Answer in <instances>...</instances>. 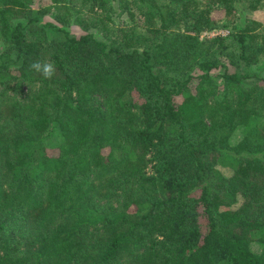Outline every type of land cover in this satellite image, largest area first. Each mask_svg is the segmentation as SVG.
<instances>
[{"label":"trees","instance_id":"1","mask_svg":"<svg viewBox=\"0 0 264 264\" xmlns=\"http://www.w3.org/2000/svg\"><path fill=\"white\" fill-rule=\"evenodd\" d=\"M117 3L138 9L143 32L97 38ZM240 4L264 9L0 0V264H264V86L219 57L255 64L264 23L239 14V28L200 38ZM36 60L54 63L51 80L30 70ZM20 87L22 100L8 95Z\"/></svg>","mask_w":264,"mask_h":264},{"label":"rangeland","instance_id":"2","mask_svg":"<svg viewBox=\"0 0 264 264\" xmlns=\"http://www.w3.org/2000/svg\"><path fill=\"white\" fill-rule=\"evenodd\" d=\"M132 1V0H129ZM43 4H47V2H42ZM115 12L114 15L112 17V22L110 24L111 27V32L107 34L106 37H103L101 34H98L94 29L90 30V32L94 33L95 36L99 39L102 40H112V38L116 35V29L119 27H127L130 29H135L137 31V33H142L144 28H143V21L142 18L138 12V9H136L135 7H133V5H128L127 9H123V5L122 8L121 6L118 5V3L115 5ZM236 10V14L234 15L231 23H228L227 25L223 26V27H219L221 29V31H227L225 29H230V30H234L235 28H239L242 24H243V20H241L239 18V14H242V19H249V20H254L260 23H264V9H260L257 11H248L246 10L241 4L237 6ZM54 11L46 14L44 16V20L42 22H51L53 21V17H54ZM213 17L216 20H223V12L220 11H215L213 13ZM222 26V25H220ZM69 30L72 34H74L75 36H79L80 34H82L83 32L81 31L80 27L77 26L76 24H71L69 27ZM218 31V32H221ZM218 32H211V33H207L204 32L201 34L200 38H213L215 36L216 33ZM226 42L230 43L231 42V46L230 49H228V52H234L237 53V49L236 46L234 44V42L231 41V38L226 37ZM233 43V44H232ZM3 51L2 46H0V53ZM219 57L221 58V61L226 64L227 66V71L229 73H233V72H240L241 74L247 73L252 77H257V79H259V83L261 85L264 86V57H259L258 61L255 62V64H253L252 66L249 67H244V65L242 63L239 64H231L229 59H227V57L225 55H219ZM224 69L223 68H219L218 70H214L213 72H211V75L215 78V80L219 83L221 82V75L224 73ZM27 94V91L24 87H20V88H14L13 90L8 91V95L12 98H15L16 100H22L25 95ZM240 138V133L236 132L232 138L233 142H236L238 139ZM58 138H57V132H51L45 139V144L49 145V146H53L57 143ZM217 169L224 175V176H229L231 174V170L229 168H223L221 166H217ZM113 203H115V201H113ZM242 203L241 198H238L236 204L233 206V208H238ZM101 205L105 204V201L100 203ZM252 250L254 252H259V247L257 244H252ZM120 264H124L123 262H121Z\"/></svg>","mask_w":264,"mask_h":264},{"label":"clouds","instance_id":"3","mask_svg":"<svg viewBox=\"0 0 264 264\" xmlns=\"http://www.w3.org/2000/svg\"><path fill=\"white\" fill-rule=\"evenodd\" d=\"M29 68L47 80H51L56 72L55 65L51 61L36 60L29 65Z\"/></svg>","mask_w":264,"mask_h":264},{"label":"built area","instance_id":"4","mask_svg":"<svg viewBox=\"0 0 264 264\" xmlns=\"http://www.w3.org/2000/svg\"><path fill=\"white\" fill-rule=\"evenodd\" d=\"M228 34V31H221L216 33L215 35H221V36H226Z\"/></svg>","mask_w":264,"mask_h":264}]
</instances>
